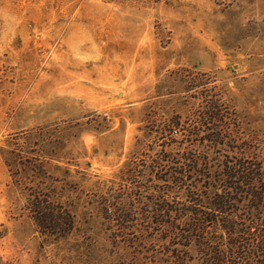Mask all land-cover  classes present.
Listing matches in <instances>:
<instances>
[{
	"label": "rangeland",
	"instance_id": "374dc122",
	"mask_svg": "<svg viewBox=\"0 0 264 264\" xmlns=\"http://www.w3.org/2000/svg\"><path fill=\"white\" fill-rule=\"evenodd\" d=\"M213 87L264 151V0H0V264H198L164 229L102 211L136 199L119 183L131 160L194 147L164 127L194 124ZM15 143L70 170V237L29 218L4 155Z\"/></svg>",
	"mask_w": 264,
	"mask_h": 264
},
{
	"label": "trees",
	"instance_id": "16d2710c",
	"mask_svg": "<svg viewBox=\"0 0 264 264\" xmlns=\"http://www.w3.org/2000/svg\"><path fill=\"white\" fill-rule=\"evenodd\" d=\"M203 92L194 124L174 117L164 127L165 132L183 131L182 143L194 147L177 158L165 151L180 143L172 140L156 158L131 160L119 183L136 199L106 203L102 212L108 215L113 207L107 219L120 227L141 219L144 227L164 229L173 237V246L196 251L198 264H264V151L258 152L262 142L240 139L241 121L224 92L217 87ZM15 145L4 155L29 218L43 235L70 237L79 229L69 196L74 185L70 170L57 166L62 175L56 177L50 171L54 158L45 148L35 154L28 143ZM135 202L142 205L141 217L134 211ZM183 260L179 264H185Z\"/></svg>",
	"mask_w": 264,
	"mask_h": 264
}]
</instances>
